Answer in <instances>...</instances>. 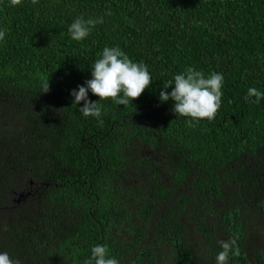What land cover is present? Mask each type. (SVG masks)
<instances>
[{"label": "trees", "instance_id": "1", "mask_svg": "<svg viewBox=\"0 0 264 264\" xmlns=\"http://www.w3.org/2000/svg\"><path fill=\"white\" fill-rule=\"evenodd\" d=\"M79 16L104 22L74 41ZM0 30V252L85 264L101 244L119 264H216L218 241L235 239L240 255L227 264H264V99H244L264 93V0H0ZM105 46L144 63L152 83L127 106L89 91L100 125L71 91ZM187 67L224 77L215 119L195 127L159 99ZM32 181L44 198L28 213L11 191Z\"/></svg>", "mask_w": 264, "mask_h": 264}, {"label": "clouds", "instance_id": "2", "mask_svg": "<svg viewBox=\"0 0 264 264\" xmlns=\"http://www.w3.org/2000/svg\"><path fill=\"white\" fill-rule=\"evenodd\" d=\"M9 3L14 7L21 5L22 0H9ZM31 3L35 5L38 0H31ZM103 22V17L85 19L79 16L69 25L68 33L72 40L81 41L90 35L97 24ZM4 37L5 31L0 30V40ZM223 81L224 77L220 73L212 72L206 78L203 71L187 67L163 85L165 90L160 92L159 99L162 102L174 101L173 111L176 116L189 118L187 126L195 127L193 121L215 119L221 107ZM151 83V74L144 63L133 62L119 47L105 46L91 68V79L86 80L84 85H78V90L73 89L71 96L74 97V105L84 102L78 110L85 117H96L98 123L103 125V120L99 119L102 115L99 101L111 99L117 105L127 106L139 98ZM173 85L171 92H168L167 89ZM47 91L49 82L44 85V92ZM89 91L99 97V101L89 100ZM244 99L249 103H259L264 99V93L254 87L249 88ZM218 243L222 251L215 257L216 264H227L230 253L233 256L240 255L235 239L220 240ZM0 264H20V261L11 258L5 251L0 252ZM85 264H119V261L109 257L106 246L98 244L91 248V257Z\"/></svg>", "mask_w": 264, "mask_h": 264}, {"label": "rangeland", "instance_id": "3", "mask_svg": "<svg viewBox=\"0 0 264 264\" xmlns=\"http://www.w3.org/2000/svg\"><path fill=\"white\" fill-rule=\"evenodd\" d=\"M142 152L145 153V155H149L151 157L152 161L155 163H162L163 164L165 162V159L163 158L161 153L155 152V151L149 149L148 147L143 148ZM136 177L142 186L147 184V186L149 185V187H151L154 185L153 181H151L152 178L149 177L147 174L137 173ZM160 182L163 183L164 185H168L171 182V178H170L169 173L167 171H165V170L161 171ZM43 191H44L43 185L38 186L32 181L29 184H27L20 191H15V190L11 191V195L13 197V203L18 208L26 205L28 208V211H29L28 213H31L30 212L31 208H30L29 202H31L33 200L41 201L44 198L43 197ZM182 192H184V190ZM177 199H178V196H174V198L170 202H168V204L159 205V207L157 209V214L160 215L161 213L169 210L171 205L176 204ZM28 220H30V219H28ZM197 239H199L198 236H197ZM194 240H195V235H194V238L192 239V243L195 242ZM160 264H169V263L167 260L163 263V259H161Z\"/></svg>", "mask_w": 264, "mask_h": 264}]
</instances>
